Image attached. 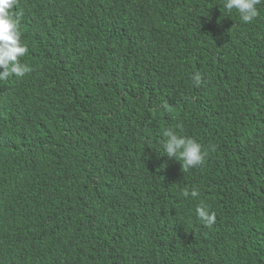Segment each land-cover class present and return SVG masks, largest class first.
Masks as SVG:
<instances>
[{
	"label": "trees",
	"instance_id": "1",
	"mask_svg": "<svg viewBox=\"0 0 264 264\" xmlns=\"http://www.w3.org/2000/svg\"><path fill=\"white\" fill-rule=\"evenodd\" d=\"M20 8L31 71L0 81V264H264V3L249 24L223 0ZM166 130L203 163L163 154Z\"/></svg>",
	"mask_w": 264,
	"mask_h": 264
},
{
	"label": "clouds",
	"instance_id": "2",
	"mask_svg": "<svg viewBox=\"0 0 264 264\" xmlns=\"http://www.w3.org/2000/svg\"><path fill=\"white\" fill-rule=\"evenodd\" d=\"M23 0H0V81L7 80L11 76L17 78L24 77L31 71V68L20 62V58L25 56L28 49L21 43L20 17L26 18V11L20 8ZM264 3V0H223V8L227 13L235 11L240 20L249 24L259 15L257 5ZM81 9L91 13V10L84 4ZM41 23H36L35 17L29 20V29L32 35L38 32ZM194 83L198 84L200 76L194 73L192 76ZM165 139L160 143V151L169 158H175L180 162L183 171H188L203 163L207 153L202 150V146L194 139L179 135L174 131L166 130ZM184 197H199L197 189L184 191ZM196 216L203 226L211 228L215 223V213L207 207L201 206L196 209Z\"/></svg>",
	"mask_w": 264,
	"mask_h": 264
}]
</instances>
